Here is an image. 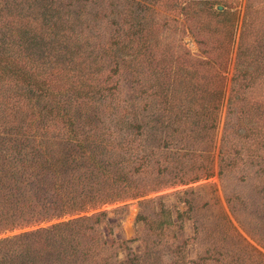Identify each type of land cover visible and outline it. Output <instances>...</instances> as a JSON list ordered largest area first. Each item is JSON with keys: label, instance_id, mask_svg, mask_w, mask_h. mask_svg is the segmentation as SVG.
I'll use <instances>...</instances> for the list:
<instances>
[{"label": "trees", "instance_id": "trees-1", "mask_svg": "<svg viewBox=\"0 0 264 264\" xmlns=\"http://www.w3.org/2000/svg\"><path fill=\"white\" fill-rule=\"evenodd\" d=\"M104 1L0 0V234L22 230L0 238V264H91L98 258V247L105 244H100V239L93 233L104 213L89 212L116 202L123 194L137 196L158 189L162 179H145L147 182L133 177L136 173L153 169L159 178L160 173L165 174L174 160L177 161L171 156L159 159L161 153L152 149L139 152V147L132 144L135 142L123 124L126 122L124 115L117 109L115 115L118 118L111 123L118 128L107 133L108 139L101 135L99 143H94L88 135L79 137V132L73 129L74 118L62 112L64 105L61 103L64 102L57 101L56 92L59 90L61 93V89H54L48 84L49 75L68 69L67 65L61 67L64 65H60L58 59L51 58L61 55L62 47L73 40L70 35L79 33L81 38L92 37L97 43L87 53L88 65L80 73L81 79L86 73L87 76L97 77L101 66L107 67L106 72H110V62L115 58L111 51L125 53L129 58L136 56L133 57L134 64L124 61L128 68L125 70H131L130 67L135 65L144 73L145 81L140 83L147 92L146 110L150 114L146 116L145 123L150 130L160 133L161 129L171 128V135L167 138L173 140L172 144L185 146H190L192 138H196L195 134H201L203 130L210 132L211 139L214 137L211 132L217 128L218 113L223 104L220 92H207L205 89L201 92L196 86L188 97L181 96L179 85L176 88L168 85L167 77L150 57V41L155 35L152 23L154 12L149 14V5L142 2L145 0H127L119 6L120 9L114 5L117 8L111 12L116 16L111 22L109 15L100 12ZM146 1L156 4L155 0ZM20 2L27 8H32L35 3L38 8L34 10L40 11L41 19H45L42 24L37 22L36 15V19L26 20V25L32 27L33 36L29 37L32 42L26 39L13 42L21 29L24 31L21 16H13V9ZM84 2L86 4L82 6ZM214 2L201 1L209 9L218 6ZM91 4L97 12L90 20L95 21L97 14H102L103 17L98 20L106 22L105 28L112 29L110 36L100 32V22H95L92 27L88 23L85 26L83 23L75 24L73 31L68 28L69 24H73V17L78 23L82 22L81 15ZM254 6V1L250 0L244 9L218 153L219 177H223L227 170L240 168L239 161L246 159L245 154L253 157L257 148L264 145V104L254 103L252 98L260 85L259 76L262 74L264 77V41H261L264 36L256 29L251 17ZM35 36L46 37L47 40L43 44L42 41L33 42ZM75 39L80 38L77 35ZM27 45H31L30 48ZM98 51L103 52L106 58H100ZM66 52L63 54L69 60ZM125 55L117 58L123 61ZM75 69L83 68L76 66L72 70ZM134 83L139 86V81L133 78ZM73 89L75 96L85 100L83 89L80 95H77L75 87ZM19 104L26 106L30 114L36 112L35 116L41 119L40 126L35 129L29 126L32 122L26 125L29 130L34 129L24 135L23 142L26 144L16 140L23 126L18 129L10 125L11 128L6 129L8 124H13ZM59 104L63 108L60 109ZM97 116L85 117L91 122ZM2 120L8 123L3 125ZM62 135L66 136L65 140ZM119 139L125 140L127 146L115 141ZM62 145L65 147L60 153ZM196 172L194 177L182 179L179 184L214 175L210 166ZM66 217L69 219H64ZM27 228L32 229L24 230ZM218 264L225 263L219 261Z\"/></svg>", "mask_w": 264, "mask_h": 264}, {"label": "rangeland", "instance_id": "rangeland-1", "mask_svg": "<svg viewBox=\"0 0 264 264\" xmlns=\"http://www.w3.org/2000/svg\"><path fill=\"white\" fill-rule=\"evenodd\" d=\"M125 1L127 0H106L100 12L109 15L111 22L116 16L111 12L117 8L114 5L122 6ZM155 1V5L142 1L144 5H149V14L153 15L154 12L152 23L155 35L154 40L150 41V57L167 77L168 85L171 84L174 88L179 85L181 96L188 97L196 86L201 92L204 89L207 92H220L223 104L218 113L219 123L211 132L213 139L209 137V131L203 130L201 134H195L196 138H192L190 146L172 144L173 140L167 138L171 135V128L161 129L160 133H156L145 123L150 112L146 110L147 92L140 83L145 81L144 73L135 65L134 68L130 67L132 71L125 70V62L134 64L133 57L136 56L129 58L124 53L125 58L121 61L117 57L124 55L111 51L115 58L110 62V72H106L107 67L101 66V73L97 77L87 76L86 73L81 79L80 73L88 65L87 53L97 43L92 37L86 40L81 38L79 33L77 35L80 39H75L77 35L74 34L69 36L73 40L62 47L61 55L51 58L58 59L60 65H64L61 67L67 65L68 69L49 75L48 84L54 89H61V93L59 90L56 92L57 101L64 102L61 103L64 105L62 112L69 113L74 118L73 129L79 132V137L88 135L94 143H99L101 135L108 139L107 133L118 128L111 123L118 118L115 115L117 109L124 115L126 122L123 124L135 142L132 144L139 147V152L152 149L153 152L161 153L159 159L167 156L177 158L165 174L160 173L159 178L153 169L141 171L133 177L135 180L162 179L158 189L137 196L123 194L116 202L104 204L89 212L104 213L93 233L100 239V244H105L98 247V258L91 264H218L219 261L225 264H264V145L257 148L253 157L245 154L248 158L244 157L246 159L239 161L240 168L227 170L223 177L218 176V153L227 115L226 104L236 66L244 9L250 0H215L214 5L218 6L212 9L205 7L202 0ZM253 1L255 6L251 10V17L256 29L264 36V0ZM85 4L82 3V6ZM94 7L93 4L87 6L80 23L73 17L72 27L69 24L68 28L73 31L75 24L83 23L85 26L88 23L92 27L95 22H100V32L109 35L112 29L105 28L106 22L98 20L103 17L102 14H97L98 18L95 21L91 19V22L90 18L97 12ZM37 8L35 3L32 8H27L20 2L13 9V16H21L24 29H21L18 37L13 38L14 43L20 39L32 42L29 38L33 36L32 27L26 25V20L36 19V15L38 23L45 21L41 19L40 11H35ZM221 11L224 13L217 14ZM33 40L42 41L43 44L47 38L35 36ZM261 41H264V37ZM249 42L250 40L247 41L248 45ZM29 46L31 45L26 47L30 48ZM64 52L70 61L64 56ZM97 53L100 58H106L103 52ZM76 61L81 65L75 64ZM76 66L83 69L72 70ZM133 78L139 81L138 87L135 83L132 84ZM258 82L260 85L252 94L253 102L264 104V88H258L264 87L262 74ZM74 87L77 95L84 90L82 94L85 100L75 96ZM52 101L55 102L53 99ZM61 104L60 109L63 108ZM25 107L17 105L16 118L6 128L12 126L19 129L23 126L22 133L16 138L22 143L24 135L32 133L41 123V119L35 116L36 112L30 114ZM92 114L99 116L93 117L94 121L90 122L86 117ZM2 121L3 125L8 123ZM26 125L34 129L29 130ZM1 127L0 124V129ZM58 129L61 131V128ZM62 137L66 139L65 135ZM115 141L127 146L123 139ZM64 147L61 146L60 153ZM18 159H21L19 155ZM209 166L214 170L212 177H201L187 184H179L182 179L194 177L196 171ZM30 229L32 228L24 230ZM21 231L0 234V238Z\"/></svg>", "mask_w": 264, "mask_h": 264}, {"label": "water", "instance_id": "water-1", "mask_svg": "<svg viewBox=\"0 0 264 264\" xmlns=\"http://www.w3.org/2000/svg\"><path fill=\"white\" fill-rule=\"evenodd\" d=\"M220 8H221V7H220ZM220 8H219V9H220Z\"/></svg>", "mask_w": 264, "mask_h": 264}]
</instances>
